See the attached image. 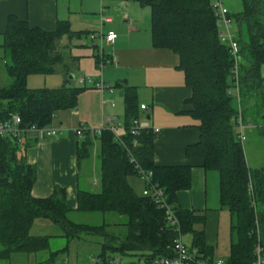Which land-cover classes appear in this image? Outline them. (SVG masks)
I'll return each instance as SVG.
<instances>
[{
    "label": "trees",
    "instance_id": "16d2710c",
    "mask_svg": "<svg viewBox=\"0 0 264 264\" xmlns=\"http://www.w3.org/2000/svg\"><path fill=\"white\" fill-rule=\"evenodd\" d=\"M139 1L151 9L155 46L169 48L180 56L186 83L193 90L189 102L198 120L200 140L187 147V155L201 158L205 168L220 172L221 203L231 214L230 256L225 264H251L258 231L264 246V168L252 170L248 165L238 137L237 117L244 95L256 102L257 114L264 112V0H242V10L229 14L241 47L240 98L231 91L235 88L234 61L228 46L219 38L213 0ZM68 32L64 25L46 31L31 27L16 16L9 17L4 46L5 68L11 82L0 86V121L16 113L23 128L44 127L52 122L56 110L77 105L86 86L32 89L27 85L28 76L35 73L76 75L77 58L60 42ZM97 59L99 65V54ZM124 91L125 132L117 137L106 128L95 135L101 142V190H81L75 211L68 208L66 191L61 186L46 198L35 197L32 188L37 168L26 160V146L19 137L0 136V261L10 259L14 253H36L49 248L48 236L30 233L37 218L53 221L69 240L84 235L101 236L100 256L105 260L110 257L107 251L136 254L141 264L174 256L178 233L168 225L165 209L153 196L138 194L129 182L130 176L141 178L139 169L153 172L152 183L163 190L168 203L175 207L181 233L191 237L190 252L202 264L215 261L214 247L208 244L205 231L195 227L197 222H205V215L178 205L177 193L191 188V166L155 164L154 131H132L133 121L138 119L133 113L135 94L132 87L126 86ZM241 113L244 119V111ZM85 135L79 156L89 155L93 146L90 132ZM76 213H115L125 216L126 221L92 224L75 220ZM54 256L55 253L51 258Z\"/></svg>",
    "mask_w": 264,
    "mask_h": 264
},
{
    "label": "crops",
    "instance_id": "0c3cea01",
    "mask_svg": "<svg viewBox=\"0 0 264 264\" xmlns=\"http://www.w3.org/2000/svg\"><path fill=\"white\" fill-rule=\"evenodd\" d=\"M113 2L116 3L112 4ZM111 5L120 8V18L125 19L124 23L108 16L110 13L107 8ZM142 7L149 10L148 20L135 16V12L142 10ZM10 16H16L29 26L46 31H55L59 25L68 27V34H65L60 42L77 58L76 75L72 74L71 78L70 75L56 73L61 77L60 85L44 88L79 86L76 82L82 81L80 59L72 54L71 41L88 33L90 36L97 30H72L71 27H96L99 28L98 34L110 30L118 34L115 44H107L110 48L107 52L104 49V54L111 59V62L107 63L111 67L106 68L103 77L93 80L94 85L101 84L103 88L97 86L91 91L83 90L74 108L61 111L58 117L60 121L55 125L51 124V127L59 129L58 136L42 137L35 131L21 132L22 143L26 146V160L37 168V180L32 188L35 197L46 198L54 192L55 187L61 186L66 191L68 208L75 211L81 190H101V142L95 136L100 134H94L93 130L115 124L119 126L116 135L124 134L127 119L124 87L127 86L132 87L135 94L136 108L133 113L139 121L147 123L154 131L155 164L189 165L192 168L191 188L177 193L179 207L204 214L205 221L207 220L204 225L207 229L210 222L213 224L215 213L218 214V225H222L220 217L223 211L228 209L221 203L220 172L217 169L205 168L201 158L187 155V147L200 140L198 120L192 112L193 105L189 102L193 90L186 83L185 73L180 67V56L169 48L155 46L149 6L131 0H0V55H3L4 63L7 60L5 33ZM102 18L108 20L102 21ZM83 31L85 33H82ZM91 39L93 46L98 48L96 38L91 36ZM97 60L95 55L98 66ZM262 74L264 77L263 68ZM141 105H146L147 108L142 109ZM259 126L263 127L264 121L260 122ZM81 127L86 131L79 134L77 131ZM249 128L254 126L250 124ZM88 131L92 136L93 146L89 155L79 156ZM142 183L145 189L143 180ZM229 224L231 225V214ZM30 233L33 236H48L49 248L36 253H14L10 259L0 261V264H11L12 257L21 260L19 264H55L59 256L69 252L70 246L77 244L82 238L69 240L64 236L62 228L48 218H37ZM97 246L101 251L100 240L97 241ZM53 253L55 256L51 258ZM99 253L98 256L101 254Z\"/></svg>",
    "mask_w": 264,
    "mask_h": 264
},
{
    "label": "rangeland",
    "instance_id": "374dc122",
    "mask_svg": "<svg viewBox=\"0 0 264 264\" xmlns=\"http://www.w3.org/2000/svg\"><path fill=\"white\" fill-rule=\"evenodd\" d=\"M134 3L138 4V0H133ZM131 0V2H133ZM137 1V2H135ZM116 2H113L112 4H115ZM223 4L229 9L230 12H238L242 10L243 4L242 0H223ZM109 9L110 18L114 20L121 21V23H124L125 19L120 18V8L115 7L114 5H111L107 10ZM142 10H138L135 12V16L140 17L142 19L148 20L149 10L147 7H142ZM121 19V20H120ZM79 28H85L89 30L95 29L97 32H93L90 36L82 35L79 39H72L71 41V48L72 54L75 56H79L80 59V75L82 76V81L76 82L79 86H86V89L83 92L91 91L96 88L97 86L93 84V80H96L100 77H103V72L106 70V68H110L111 65H105L101 69L99 65H96L95 61V55L99 53V50L101 49V41L99 37L97 36L96 41L98 48L93 46V41L91 39L92 35L98 34L99 28L96 27H71L72 30H80ZM235 24H232V31L236 32ZM82 33H85L84 31ZM103 48L105 49V52H107L110 48L106 43H103ZM67 50H69L67 48ZM4 59L3 55H0V86L7 85L11 82V78L6 72V68L4 65ZM264 69V66H263ZM61 77L56 74H40L35 73L31 74L27 78V85L29 88L32 89H38V88H44V87H57L61 83ZM57 84V85H55ZM110 86V85H108ZM116 89V88H114ZM117 92H119L117 90ZM244 95L243 103H242V110L244 111L245 118L244 123L247 126L244 130V134L246 136L245 141L243 142V148L245 153V158L247 160L248 165L250 168L253 169H262L264 168V127H260L258 123L264 121V112H259L257 114L258 108L256 107V102L253 101L252 97ZM251 99V100H250ZM256 99V98H255ZM89 101V100H88ZM65 109H58L54 113L52 122L48 125V127H51V124L55 125L56 122L60 121L58 120V117L61 115V111H64ZM120 122V121H119ZM122 122V120H121ZM120 122V123H121ZM119 123V124H120ZM252 124L254 128H249V125ZM129 182L132 184V186L135 188L136 192L138 194H141L144 186L142 183V179L138 176H130ZM227 211V212H225ZM223 211L222 216V225H218V214L215 213V217L212 220V223L210 222L208 229L206 225H204V222H197L195 224L196 229L198 230H204L207 234L206 240L208 244L215 247L214 250V260H225L230 256V243H231V237H230V224H229V211L225 209ZM74 219L80 222H88L92 224H101L103 221L112 222L117 220L118 222H121L123 220L126 221L125 216H120L115 213H110L106 216L102 214H92V215H85V214H79L76 213L73 215ZM124 217V218H123ZM207 221V220H206ZM205 221V222H206ZM183 240L185 245L188 247L190 246L191 237L189 235H183ZM102 243V238L99 235H84L79 240V242H76L77 244H73V246H70L69 252H67L64 255H61L58 257V259L55 261V264H95L96 258L98 257V252L102 253V250L98 249L97 241ZM99 253V254H100ZM110 257L118 258L120 259L119 264H141V262H138V256L136 254H123L118 251H107L106 252ZM32 257V256H31ZM109 257V258H110ZM21 259V258H20ZM21 260H18L16 257H12L11 264H19Z\"/></svg>",
    "mask_w": 264,
    "mask_h": 264
},
{
    "label": "built area",
    "instance_id": "2783aa9c",
    "mask_svg": "<svg viewBox=\"0 0 264 264\" xmlns=\"http://www.w3.org/2000/svg\"><path fill=\"white\" fill-rule=\"evenodd\" d=\"M213 7L215 11V15L217 17V24L219 27L218 35L221 42L228 46L230 54L232 55L234 65H233V77L235 79V88L231 91L233 94L240 98L239 94V59L241 53L240 43L238 41L237 32L232 31L233 21L229 16V9L223 4V0H213ZM107 18H102V21H107ZM99 37L101 41V49L99 50V67L102 69L107 63L111 62V59L104 54L103 43L108 45H114L118 34L114 30H110L106 33L100 32L98 35H92V38L95 39ZM98 87L103 88L101 84H97ZM142 109H146V105H141ZM21 117L18 114H12L9 118L0 121V136H14L19 137L21 140V132L23 131H35L42 137H57L59 134V129L54 127H38L36 125H32L28 128H23L21 126ZM238 131H239V140L243 144L246 139L244 134V130L247 127L244 123L243 115L241 110L239 111L237 117ZM110 129L114 133L118 130L119 126L112 124L110 126H103L100 129L93 130L94 134H101L104 129ZM142 128H151L147 123H142L138 119L133 121L132 131L134 133L138 132L139 129ZM86 129L81 127L77 132L79 134L85 132ZM119 137V136H117ZM136 145L137 142L135 141ZM139 174L141 179L147 184L145 187L143 194L151 195L153 199L165 209L166 219L168 225L177 231V238L174 240V256L172 257H162L154 260L153 264H202L203 262L200 259H197L193 253L190 252L189 247L185 245L182 233H181V225L180 221L177 217L176 209L173 205L169 204L167 201V197L165 196L162 189L156 183H152L153 172L152 171H144L143 169H139ZM120 259L118 258H105L98 256L96 258L95 264H119ZM212 264H225L224 260L214 261ZM251 264H264V246L262 244L261 235L258 231L257 233V243L254 249V260Z\"/></svg>",
    "mask_w": 264,
    "mask_h": 264
},
{
    "label": "water",
    "instance_id": "95a60500",
    "mask_svg": "<svg viewBox=\"0 0 264 264\" xmlns=\"http://www.w3.org/2000/svg\"><path fill=\"white\" fill-rule=\"evenodd\" d=\"M70 77L73 78V75L71 74Z\"/></svg>",
    "mask_w": 264,
    "mask_h": 264
}]
</instances>
